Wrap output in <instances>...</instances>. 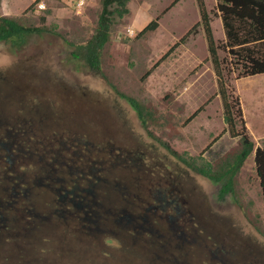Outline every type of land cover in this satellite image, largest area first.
Here are the masks:
<instances>
[{
    "label": "rangeland",
    "instance_id": "obj_1",
    "mask_svg": "<svg viewBox=\"0 0 264 264\" xmlns=\"http://www.w3.org/2000/svg\"><path fill=\"white\" fill-rule=\"evenodd\" d=\"M101 1L0 0V16L44 29L23 47L0 42V129L12 130V139L22 150L33 148L27 165L22 163L25 171L18 161L17 174L33 176L39 168L36 159L43 165L59 154L62 163L89 173L84 181L62 175L65 180L74 179L71 185L66 184L68 189L75 181L81 185L95 182L101 178L99 174L109 182H137L145 195L158 184L167 188L173 184L190 204L186 207L192 215L189 211L184 215L191 218L187 228L198 230L197 247L202 245L205 252L199 254L205 259L197 264H212L217 241L227 247L220 257L233 264H259V258L264 259V198L255 153L264 148V74L242 76L236 65L225 72L231 95L241 102L255 148L237 175L236 195L222 202L218 198L221 184L200 172L212 173L221 161L236 155L240 141L223 133V104L203 28L143 80L200 22L197 0H179L173 7L175 0H130L128 15L116 19L111 28L110 41L102 52V71L96 72L87 65L81 46L94 34ZM216 6V0H206L215 40L222 45L226 38ZM156 19L158 28L139 38L146 25ZM219 56L230 62L223 50ZM124 96L142 106L145 121ZM204 105L203 111L186 123ZM19 128H26L23 131L27 134ZM0 139H5L1 131ZM112 147L116 151L110 154ZM93 165L103 169L99 176L88 170ZM1 174L0 178L5 177ZM8 183H0V206L6 209ZM107 188L111 190L110 185ZM102 192L99 189L97 196ZM139 204L134 202L128 209L141 213ZM17 209L10 208L14 213ZM94 209L91 206L89 210ZM4 210L0 209V221L4 220L9 230L3 235L0 232L1 257L16 249L14 235L18 232L19 236L20 227L18 219L12 217L16 215L6 216ZM166 213L172 214V207ZM49 217L50 225L38 229L35 245L23 246L26 256L38 258L34 264H164L159 258H171L165 263L178 264L176 259L184 257L175 244L163 248L145 244L148 238L140 237L138 243L121 245L112 236L105 240L99 233L94 237L80 230L73 232L67 223L58 227L56 218ZM181 219L177 222L185 225ZM193 219L196 222L191 223ZM139 221L135 218L134 225ZM10 232L12 241H8ZM1 257L0 264H10L11 260Z\"/></svg>",
    "mask_w": 264,
    "mask_h": 264
},
{
    "label": "trees",
    "instance_id": "obj_2",
    "mask_svg": "<svg viewBox=\"0 0 264 264\" xmlns=\"http://www.w3.org/2000/svg\"><path fill=\"white\" fill-rule=\"evenodd\" d=\"M129 1L130 0L101 1L102 10L94 34L84 46H81L85 52V61L92 70L96 72L102 71V52L110 41L111 28L116 19H122L128 15ZM177 1L179 0H175L171 4V7H173ZM216 2V15L222 21L226 38L225 43L219 45L215 40L213 29L211 27L210 14L206 8V0H197L201 18L200 22L197 23L178 43L169 49V51L152 67V69L145 74L143 80L149 77L151 73L161 65V63L166 61L177 47L184 44L192 35H194L199 27L203 28L209 51V58L217 79L218 95L223 104L226 122V128L223 133H229L232 138H238L240 141V150L236 155L226 158L228 161H221L217 169L212 170V173L200 172V174H203L221 184L218 198L223 202L229 195H236L237 175L240 173L255 148V144L251 139L245 124L241 102L239 98L231 95L225 72L228 70L227 67L236 65L239 66L242 76L254 77L256 75L264 74V0H216ZM158 25V19L151 21L139 33L138 37L143 38L147 34L154 32L158 28ZM43 31V28L27 27L13 18L0 16V42L11 43L16 47H23L33 35L40 34ZM220 50L227 53L228 57H230V62L220 59ZM124 97L128 99L131 105L136 109L142 121H145L146 119L143 115L142 106L135 99L128 96ZM204 107L205 105L201 106L188 118L186 123L193 121L203 111ZM218 139L219 138L215 139L208 146V149L215 144ZM14 140L15 139L5 137L3 141L5 142L3 144H7L5 145L7 157L6 167H0V174L4 173L1 175H5L9 182L6 190L8 196L6 206L10 209L18 206V203L22 201L25 205L23 210L25 214L24 227L27 231L31 230L32 232L34 231L32 228L37 216H35L36 211L29 195V187L35 183L32 182V180L22 182L20 175L17 174L16 170L18 161H21L22 171L27 169L26 165L30 159V153H32L31 151H33V148L24 151L15 144ZM168 149L170 148L168 147ZM23 162L26 163L25 166L22 165ZM0 163H2V161H0ZM255 166L264 198V148L257 149L255 153ZM30 168L33 171V168ZM2 169L6 170V172H2ZM194 169L197 170V168ZM46 170L47 174L49 171L51 172L49 166L46 167ZM47 174L45 176H47ZM88 177L89 176H81L83 181L89 179ZM94 181L95 182L91 183L88 182L83 186L86 189V194L91 197V200H88L89 197L87 195H83L84 193L82 190L77 189V184L72 189H69L70 195L65 194V196L57 198L59 204L64 209H67V214L57 212L54 216L57 215L64 221V223H67V226L73 227L71 230L73 232L80 230L93 235L94 232H100L105 237V240L108 237H113L110 232L105 231L104 225L107 224V222H109V224L112 223L113 226L115 222V227H118V230H120L121 233L127 231V233L134 239L138 240L137 242H140L139 239L142 237L149 238L150 234L147 229L146 216L138 218V220H140L138 225L142 227L140 230L137 228L138 232L141 233L139 234L135 230V217L132 215H114V213H106L99 210L103 207L104 201H97L95 197L96 191L99 188L102 190V182H99L97 178ZM116 184L119 187L121 182L117 181ZM47 185L50 186V183L44 182L43 186L46 187ZM103 192L105 197L110 195L106 193L108 191L105 192L103 190ZM91 206H94V211H87ZM4 207L5 206H0V209H6ZM157 214L159 217L163 215L160 211H158ZM41 219L47 221L49 215L42 214ZM71 223L74 224V226H70ZM156 223L159 224V221ZM1 225L2 224H0V232L2 230ZM7 230H9V228H7ZM114 230L117 229L115 228ZM121 233L119 237H121ZM4 235H6V233H4ZM11 237L12 233L10 232L8 233V241H12ZM121 240L123 242L119 241L120 244L124 245L126 239ZM158 244L160 245V243Z\"/></svg>",
    "mask_w": 264,
    "mask_h": 264
},
{
    "label": "flooded vegetation",
    "instance_id": "obj_3",
    "mask_svg": "<svg viewBox=\"0 0 264 264\" xmlns=\"http://www.w3.org/2000/svg\"><path fill=\"white\" fill-rule=\"evenodd\" d=\"M24 129L26 131V128H19V130L21 131H23ZM0 131L3 132V134H5V137L7 138H12L14 136L12 133V130L10 129L7 130V129L1 128ZM22 133L27 134L24 131ZM57 134L62 135L59 131H57ZM3 143L5 142H3V140H0V161L3 160L2 161L4 162L3 167L5 168L6 167V157H7V153H6L7 150H6L5 145L7 144H3ZM97 150L100 151V153L103 154V156L105 157V152L103 151V149L99 148ZM113 151H116V150L112 147L109 153L112 154ZM49 159L50 161H48L46 164H43V165H39L38 160L36 159L35 163L38 165L39 168L35 169L33 176H28L27 174H23V173L20 175V179L22 182H25L27 180L28 181L32 180V182L35 183V184L30 185L29 187V192H30L29 195L31 197V202L33 203V206L36 211L35 216H37L35 219L34 226L32 228L34 231L32 232L31 230L27 231L24 227L25 226L24 224L25 214L23 210H24L25 205L22 201L18 203V209L16 210L15 213L13 210H10V209L4 210L5 211L4 215L8 216V215L15 214L16 216H12V217H16V221L18 219L20 223L19 236H18V232L15 234L16 249L12 250L11 253L10 252L4 253L3 257L0 256L1 258L7 261L11 260L10 264H34V261L38 259V258L35 259V257L33 256H26L23 246L34 244V242H32V238H33L32 235L38 229L46 225H50V221H51L50 217L47 221L41 219V215L43 213H46L47 215L49 214L51 216H54L55 214H57V212L67 214V209H64L59 204L57 198H60L61 196H65V194L70 195L69 189H72V188L69 187L68 189L66 187V184L68 186L71 185V182L74 183V179L69 178L65 180V178L62 177V175L68 174V175H71V177L77 176V178L81 180H82L81 176L86 177L87 175H89V173L84 172L83 170L72 168L73 166H70L68 163H62L60 160L59 154H57L56 156H52ZM96 164L98 163L96 162ZM48 166L51 168V172L49 171V173L47 174L46 167ZM88 170H90V172L93 173L91 175H95L94 173L97 174L98 172L99 173L103 172V169L97 167L96 165L88 167ZM46 174L47 176H45ZM99 175L97 174V176L101 177L99 180L103 183L102 188H101L102 191L104 190L106 192V190L108 189L107 188L108 185H110L111 187V190L108 189L107 190L108 192H106L110 194L108 197L104 196V192L100 193V195L97 196V191L100 188L96 191V197H95L96 200L104 201L103 207H101V209L99 210L106 212V213H114V215L116 214L132 215L136 219H138L141 216H146L147 217V227H148L147 229L149 231L150 237L147 240H144V243L154 245V246L157 244L158 247L160 246L163 248L169 247L170 245H174V244L179 246L181 249V252L183 251L184 257H181L180 261L176 259L178 264H197L196 262H200L201 258L205 259L203 256H200L205 253L202 248V245H199V247H197V244H198L197 240L200 239L197 236L198 230L195 227L187 228L189 226L187 223L191 220V218L187 220V218L184 217V215L186 214L185 212H188V211H189L188 213L192 215V211L186 207L190 204L182 198L180 190H177V188L172 183L171 184L173 188L171 187L167 188L166 186L163 187L162 184H158L157 187L151 188L149 190L150 191L149 195H145L144 194L145 189H143L142 186H140L137 182H136L137 184L132 183V182H126V181H124L125 182L124 183L120 179H117L115 182H111V181L109 182L108 180L104 178V174H99ZM117 181L121 182L119 187L116 184ZM44 182L45 183L49 182L50 186L49 185H47L46 187L43 186ZM75 182H76L75 185L78 184L77 189L82 190L84 193L83 195H87L85 191L86 189L83 187L84 185H81L79 183L80 181L79 182L75 181ZM0 183L4 185L5 183H8V179H6V177L0 178ZM42 197L44 198L43 208H42V202H41ZM88 200H91V197H89ZM46 202L48 203V207H46ZM134 202L136 204L137 202L140 203L139 210L141 211V213L135 214L136 212L130 211L128 209V206L130 207V205H133ZM169 207L170 208L172 207V210H173L172 214L166 213ZM89 209H87V211H91V212L94 211V210H89ZM44 210L47 212H43ZM157 211H160L162 214L164 212V214L161 217H159L158 214L156 213ZM2 214L3 212H1V215ZM54 217L56 218L58 227H61L62 225H64V221L60 217H58L57 215ZM182 217H183V221L185 225H181L177 222V220L180 221ZM158 221H159V224L156 223ZM3 222L4 220L0 221V224H2L1 225L2 235L4 231L7 232V228H8V225L3 224ZM193 222H196V220L193 219L191 223ZM107 224H109V222H107ZM107 224L104 225L105 231L110 232V234H112L114 238L118 239V241H122L121 239H124V240L126 239V241H124L125 242L124 245H127L128 243H132V244L138 243L137 242L138 240L134 239L130 234L127 233V231L121 233V231L118 230L119 228L115 227V222H114V226L112 225V223L109 225ZM191 226H194V224ZM135 227H136L135 229L136 232L139 233L137 228H139L140 230V228L142 227L140 225H137V226L135 225ZM115 228L117 230H114ZM185 228H187V230ZM81 232L85 233L84 231H81ZM95 233H99L103 237V234L100 232H94V235L93 234H88V235L95 237ZM120 233H121V237H119ZM88 235L87 233H85V236H88ZM3 238H6V236H4ZM216 238L218 239L217 235H216ZM158 243H160V245ZM217 243L219 245L217 247L214 246L212 248V264H215V263L216 264H233L234 262L231 263L229 260L226 259L225 256L223 258L220 257L219 254H223L222 250H226L227 247L224 245V243L220 241H217ZM185 246L188 248L187 251H184ZM217 255L219 256L217 257ZM167 259L170 260L171 258H167ZM167 259L159 258L158 260L166 264L165 262ZM152 260L154 261V259ZM259 260H260L259 264H264V259L261 261V258H259Z\"/></svg>",
    "mask_w": 264,
    "mask_h": 264
},
{
    "label": "water",
    "instance_id": "obj_4",
    "mask_svg": "<svg viewBox=\"0 0 264 264\" xmlns=\"http://www.w3.org/2000/svg\"><path fill=\"white\" fill-rule=\"evenodd\" d=\"M41 202H42V208H43V205H44V198L42 197L41 198ZM36 235V236H35ZM37 235H39V233H38V230L36 231V233H34L33 235H32V242H35L36 241V239H37Z\"/></svg>",
    "mask_w": 264,
    "mask_h": 264
}]
</instances>
